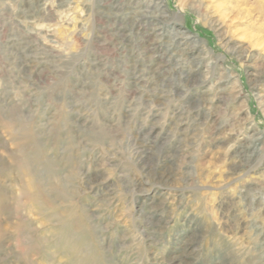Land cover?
<instances>
[{"label":"rangeland","instance_id":"1","mask_svg":"<svg viewBox=\"0 0 264 264\" xmlns=\"http://www.w3.org/2000/svg\"><path fill=\"white\" fill-rule=\"evenodd\" d=\"M0 264H264V0H0Z\"/></svg>","mask_w":264,"mask_h":264},{"label":"bare ground","instance_id":"2","mask_svg":"<svg viewBox=\"0 0 264 264\" xmlns=\"http://www.w3.org/2000/svg\"><path fill=\"white\" fill-rule=\"evenodd\" d=\"M220 1H221V0H216V2H218V3H219ZM219 5L221 6V4H219Z\"/></svg>","mask_w":264,"mask_h":264}]
</instances>
